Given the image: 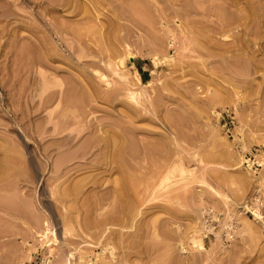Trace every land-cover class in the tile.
<instances>
[{
  "label": "rangeland",
  "instance_id": "374dc122",
  "mask_svg": "<svg viewBox=\"0 0 264 264\" xmlns=\"http://www.w3.org/2000/svg\"><path fill=\"white\" fill-rule=\"evenodd\" d=\"M200 3L0 0V264H264V0Z\"/></svg>",
  "mask_w": 264,
  "mask_h": 264
},
{
  "label": "bare ground",
  "instance_id": "6f19581e",
  "mask_svg": "<svg viewBox=\"0 0 264 264\" xmlns=\"http://www.w3.org/2000/svg\"><path fill=\"white\" fill-rule=\"evenodd\" d=\"M245 4V6H247V9L245 7H243L242 5ZM243 7V8H242ZM229 8H235L237 10H240L242 13L240 14H234L231 10H229ZM229 11H228V10ZM242 9V10H241ZM198 15H200L201 17L197 19V24H198V28L197 29V32H198V39L202 40L201 37L204 36L203 34V31H205L206 29H204V27H208L209 31L212 32L214 35L215 34H221L222 36H224V38H228L229 37V34L228 32L230 31H235V32H242L243 34H246L249 33V27H253L252 24H259V21H261V18H262V15H261V12H260V8L255 4L251 3V0H224V6H221L220 8L218 9H215V10H212L211 8L207 9L203 6L202 3H200L199 7L197 8V11H195ZM212 15H215V18L216 19H212ZM251 25V26H250ZM255 28V26H254ZM195 30V29H194ZM206 32V31H205ZM213 34L211 35V33L209 34V36L211 35L212 36V39L214 41L217 42L218 40V37L216 36H213ZM195 35V34H194ZM197 35V34H196ZM237 35V34H236ZM242 35V34H241ZM208 36V37H209ZM238 36V35H237ZM259 34L256 33V40L257 38H259ZM234 37V36H233ZM193 38V37H192ZM241 37H238V39H240ZM237 39V41H238ZM190 40V39H189ZM197 41V40H196ZM205 41V40H204ZM212 41V40H211ZM233 41V40H232ZM207 42V41H205ZM213 42V41H212ZM220 42V41H219ZM208 43V42H207ZM215 43V42H213ZM218 43V42H217ZM223 43V42H221ZM220 43V44H221ZM194 44V43H193ZM203 44V43H201ZM223 44H232V42L230 41H224ZM149 97V96H148ZM147 97V101H149L151 103V99H149ZM132 98V97H131ZM151 100V101H150ZM148 103V104H150ZM147 105V104H146ZM150 106H145L144 107V110L147 112V111H150L151 108H148ZM131 118V117H130ZM135 126V125H134ZM115 132V131H114ZM174 137H173V141H175V145L176 143L178 144V135L176 134V132L174 133ZM121 139V138H120ZM105 142L103 143V147H104V150L105 148H107V150H111V153L113 156H115L116 158H118V156H120L123 152V150L126 149V146H124L123 144L120 145L118 148H116L117 145H115L114 147V143H112V141L110 139H107V140H104ZM156 144V143H155ZM125 148V149H124ZM102 149V148H101ZM169 150V149H168ZM175 150V149H174ZM172 152V151H171ZM121 153V154H120ZM175 154V152H174ZM114 157V158H115ZM160 157V156H159ZM166 157L167 154H166ZM165 157V158H166ZM170 157L167 158V160L169 159ZM166 160V161H167ZM178 158H172L171 159V162L173 164V168L171 170H169V174H168V177L170 176V173H171V176L170 177H173L174 180H176L178 177L177 176V163H178ZM176 163V164H175ZM167 167H169L168 165L164 168V169H167ZM170 168V167H169ZM168 168V169H169ZM179 168V167H178ZM182 173V171H181ZM180 173V174H181ZM184 173V172H183ZM168 177H165L168 178ZM164 179V178H163ZM164 179V181H165ZM172 179V180H173ZM168 180V179H167ZM166 180V181H167ZM170 180V179H169ZM165 181V182H166ZM171 181V180H170ZM164 182V183H165ZM161 183V181H160ZM163 183V184H164ZM170 184V183H169Z\"/></svg>",
  "mask_w": 264,
  "mask_h": 264
},
{
  "label": "crops",
  "instance_id": "0c3cea01",
  "mask_svg": "<svg viewBox=\"0 0 264 264\" xmlns=\"http://www.w3.org/2000/svg\"><path fill=\"white\" fill-rule=\"evenodd\" d=\"M140 68L142 69V72L140 73L141 78L143 79V77L147 74H149V71L146 67H144L143 65H140Z\"/></svg>",
  "mask_w": 264,
  "mask_h": 264
},
{
  "label": "built area",
  "instance_id": "2783aa9c",
  "mask_svg": "<svg viewBox=\"0 0 264 264\" xmlns=\"http://www.w3.org/2000/svg\"><path fill=\"white\" fill-rule=\"evenodd\" d=\"M49 260V255H46V257L43 258V256L41 257V264L44 262V261H48ZM67 264H70L69 262H67Z\"/></svg>",
  "mask_w": 264,
  "mask_h": 264
}]
</instances>
